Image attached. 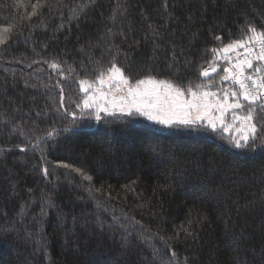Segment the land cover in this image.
<instances>
[{"label":"trees","instance_id":"obj_1","mask_svg":"<svg viewBox=\"0 0 264 264\" xmlns=\"http://www.w3.org/2000/svg\"><path fill=\"white\" fill-rule=\"evenodd\" d=\"M36 2L0 0V264H264V149L138 115L71 125L59 100L78 111V80L114 56L204 80L211 48L264 30V0H39L29 20Z\"/></svg>","mask_w":264,"mask_h":264},{"label":"snow or ice","instance_id":"obj_2","mask_svg":"<svg viewBox=\"0 0 264 264\" xmlns=\"http://www.w3.org/2000/svg\"><path fill=\"white\" fill-rule=\"evenodd\" d=\"M42 7L44 4L39 0L33 3L27 19L37 16ZM13 27L11 24L0 26V45L8 42ZM216 39L221 40V37ZM209 51L212 58L204 61L207 66L202 64L199 72L204 80L187 83L175 78V74L161 79L151 71L134 77L114 56L94 77L78 80L79 92L83 95L72 101L78 111L68 112L64 88L60 86V108L71 116V125L84 118L99 123L102 113L113 117L138 115L169 129L200 127L210 130L239 151L264 149V30L258 31L249 25L238 38ZM47 63L51 69L60 72L61 79L68 78L55 60ZM60 131L67 132L69 127ZM56 135L59 132L55 128L46 133L48 138ZM38 146L39 141L31 145L33 149ZM20 151L25 148L20 147ZM60 166L70 168L86 181L92 180L79 168L67 163ZM43 171L48 174L47 168ZM98 206L102 207V204L98 202ZM187 235L193 234L187 232ZM159 251L156 249V253ZM166 264H176L174 251Z\"/></svg>","mask_w":264,"mask_h":264},{"label":"built area","instance_id":"obj_3","mask_svg":"<svg viewBox=\"0 0 264 264\" xmlns=\"http://www.w3.org/2000/svg\"><path fill=\"white\" fill-rule=\"evenodd\" d=\"M217 63H220V61L218 60ZM221 72H222V67H221ZM216 75V74H213V76Z\"/></svg>","mask_w":264,"mask_h":264},{"label":"rangeland","instance_id":"obj_4","mask_svg":"<svg viewBox=\"0 0 264 264\" xmlns=\"http://www.w3.org/2000/svg\"><path fill=\"white\" fill-rule=\"evenodd\" d=\"M103 114V113H102Z\"/></svg>","mask_w":264,"mask_h":264}]
</instances>
